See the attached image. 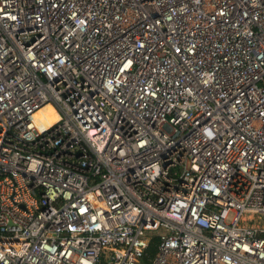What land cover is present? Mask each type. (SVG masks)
Segmentation results:
<instances>
[{"label":"built area","instance_id":"1","mask_svg":"<svg viewBox=\"0 0 264 264\" xmlns=\"http://www.w3.org/2000/svg\"><path fill=\"white\" fill-rule=\"evenodd\" d=\"M0 264H264V0H0Z\"/></svg>","mask_w":264,"mask_h":264},{"label":"rangeland","instance_id":"2","mask_svg":"<svg viewBox=\"0 0 264 264\" xmlns=\"http://www.w3.org/2000/svg\"><path fill=\"white\" fill-rule=\"evenodd\" d=\"M49 105V106H47ZM57 119V114L56 112L53 110V108L51 107L50 104H46L39 112H37L36 114V120L37 121H41L44 124H49L54 122ZM245 219V218H244ZM258 218L254 217L253 220H251V222H258ZM260 222V221H259Z\"/></svg>","mask_w":264,"mask_h":264},{"label":"trees","instance_id":"3","mask_svg":"<svg viewBox=\"0 0 264 264\" xmlns=\"http://www.w3.org/2000/svg\"><path fill=\"white\" fill-rule=\"evenodd\" d=\"M157 242V238L154 236L152 238V241L150 242L148 248H147V257L152 255L155 251V243Z\"/></svg>","mask_w":264,"mask_h":264},{"label":"bare ground","instance_id":"4","mask_svg":"<svg viewBox=\"0 0 264 264\" xmlns=\"http://www.w3.org/2000/svg\"><path fill=\"white\" fill-rule=\"evenodd\" d=\"M47 106H49V105H47ZM41 109H42V108H41ZM41 109H39L37 112H39ZM53 110H54V109H53ZM37 112L33 115L35 119H36V114H37Z\"/></svg>","mask_w":264,"mask_h":264}]
</instances>
